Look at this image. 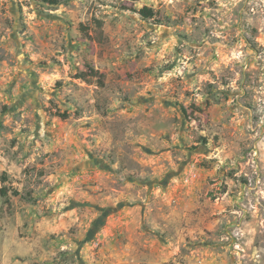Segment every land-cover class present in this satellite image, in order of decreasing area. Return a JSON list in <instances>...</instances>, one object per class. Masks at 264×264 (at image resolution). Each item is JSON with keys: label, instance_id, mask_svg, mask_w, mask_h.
<instances>
[{"label": "rangeland", "instance_id": "1", "mask_svg": "<svg viewBox=\"0 0 264 264\" xmlns=\"http://www.w3.org/2000/svg\"><path fill=\"white\" fill-rule=\"evenodd\" d=\"M0 189V264H264V0H0Z\"/></svg>", "mask_w": 264, "mask_h": 264}, {"label": "trees", "instance_id": "2", "mask_svg": "<svg viewBox=\"0 0 264 264\" xmlns=\"http://www.w3.org/2000/svg\"><path fill=\"white\" fill-rule=\"evenodd\" d=\"M37 1H40V2H43V3H47V2H50L52 0H37ZM139 15V17L141 19H144V20H148V19H151L155 16V10L151 7H148V6H143L141 7L139 10L136 11ZM97 24L100 26L101 23L99 21H97ZM88 72L90 75L92 76H96L97 77V82L102 84V81H101V77L102 75L97 73V70H95L93 67H88ZM85 72H80L77 77L80 78V79H85ZM182 110L185 112V109L182 107ZM198 111H200V109H197ZM13 194H18L17 191H12ZM0 193L1 194H6V190L5 189H0Z\"/></svg>", "mask_w": 264, "mask_h": 264}]
</instances>
